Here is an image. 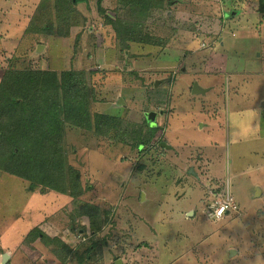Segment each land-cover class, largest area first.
<instances>
[{
  "label": "rangeland",
  "instance_id": "obj_1",
  "mask_svg": "<svg viewBox=\"0 0 264 264\" xmlns=\"http://www.w3.org/2000/svg\"><path fill=\"white\" fill-rule=\"evenodd\" d=\"M51 1L0 0V69L11 62L18 68L95 69L93 109L136 121L145 120L144 110H160L148 103L147 82L167 79L172 93L168 112L157 115L165 147L144 154L67 125L69 160L91 185L82 198L115 206V225L103 230L108 240L98 258L67 264H264V20L257 0H178L171 26L147 25L143 41L131 44V52L145 53L140 59L124 57L114 30L99 19L96 30L82 27L80 38L82 28L67 37H43L39 29ZM78 8L99 18L97 0H83ZM194 25L199 32L190 29ZM207 32L223 41L217 37L215 47ZM122 63L141 71L146 85L114 70ZM195 82L206 91L194 93ZM38 152L31 182L0 172V264L3 249L10 264H35L28 255L51 252L43 240L22 242L35 225L71 243L89 234L88 227L85 235L78 230L87 226L86 217L74 229L69 225V196L31 189L48 150ZM225 189L237 208L220 218L213 203Z\"/></svg>",
  "mask_w": 264,
  "mask_h": 264
},
{
  "label": "trees",
  "instance_id": "obj_2",
  "mask_svg": "<svg viewBox=\"0 0 264 264\" xmlns=\"http://www.w3.org/2000/svg\"><path fill=\"white\" fill-rule=\"evenodd\" d=\"M81 1L83 0H52L39 33L43 37L49 35L67 37L71 31L84 26L96 30L95 24L99 19L102 24L109 25L114 30L117 45L124 57L128 53L132 58L140 59L144 58L145 53L133 50L131 52V44L134 41H143L141 35H146L144 30L146 31L147 25L171 26L169 22L174 17L172 6L178 0H110L107 6L102 4V0H97L99 18L92 19L78 8ZM257 4L256 10L264 20V0H257ZM109 10L114 14L108 13ZM216 17L220 23L218 31L220 33L223 17L220 13H217ZM190 29L199 32L195 25L190 26ZM82 30L84 28L77 32L78 38L82 36ZM207 34L213 36L210 43L220 37V34L213 35L212 32ZM220 40L215 41V47L223 41ZM92 45L96 46L95 40ZM79 50H76L77 53ZM114 70L126 72L140 80V85H146V79H143L145 75L127 63H122V67H115ZM95 73V69L75 67L61 71L51 68H18L12 62L8 68L0 69V172L31 182L32 174L38 168L36 163L38 151L45 148L48 154L43 155L46 160L42 164L40 180L38 184L32 183L31 189L39 190L42 194L55 191L69 196L67 198L70 199L72 208L66 210V214L72 229L75 228L73 225H76L77 221L84 217L88 219L87 226L78 229L84 231L85 235L87 227L89 228V234L84 242L71 243L64 240L63 236L43 232L39 225L28 230L22 242L33 245L36 240H43L47 246H51V252L58 258L60 264L74 260L95 261L98 258V249L102 251L108 240L107 235L103 236V230L115 225L114 205L103 207L82 198L90 190L91 185L84 183L80 168L69 160L66 144L67 125L105 137L109 146L122 143L141 154L150 152L157 146L165 147L161 144L162 135L159 136L161 127L164 131V124L161 127L157 125V115L168 112L167 106L172 99L169 90L171 82L169 83L167 79L160 81L158 85L154 83L155 79L147 82L152 85L146 86L148 103L154 109L160 110L159 112L152 108L144 110L145 120L136 121L125 115L93 109L92 104L98 100L99 95L93 78ZM165 85L167 87H164ZM113 87L119 88L120 85L116 83ZM153 112L154 119L150 116ZM5 251L6 249H3L1 253ZM10 263L11 260H8L5 264Z\"/></svg>",
  "mask_w": 264,
  "mask_h": 264
},
{
  "label": "crops",
  "instance_id": "obj_3",
  "mask_svg": "<svg viewBox=\"0 0 264 264\" xmlns=\"http://www.w3.org/2000/svg\"><path fill=\"white\" fill-rule=\"evenodd\" d=\"M185 69V68H184ZM159 81V83H160V81H162L161 79L160 80H158ZM168 147H170V146H168ZM223 191H225V195H232L231 193H230V190L228 189V190H223ZM232 197H233V195H232ZM217 203V200H215L214 201V203H213V205L214 204H216ZM236 210V209H235ZM221 218V217H220ZM42 221V220H41ZM36 242V241H35ZM39 242H41V240H39ZM45 249H47V248H45ZM50 249V248H49ZM48 249V251L50 252V250ZM45 250L44 249H37V253L39 254V255H37V256H29L28 255V257H29V260L30 261H32L33 263H35V264H41V257L42 256H44L45 255V259H47V261H45L44 260V262H43V264H47V263H49V264H60V261L58 260V258H56L55 257V255L52 253V252H50V253H46V251L44 252ZM230 251H231V249H230ZM235 252H233L232 254H234ZM51 256H50V255Z\"/></svg>",
  "mask_w": 264,
  "mask_h": 264
},
{
  "label": "built area",
  "instance_id": "obj_4",
  "mask_svg": "<svg viewBox=\"0 0 264 264\" xmlns=\"http://www.w3.org/2000/svg\"><path fill=\"white\" fill-rule=\"evenodd\" d=\"M223 196L224 198L218 199L215 205V213L217 216L222 215L225 211L231 209V207L234 209L237 208L232 196L228 194Z\"/></svg>",
  "mask_w": 264,
  "mask_h": 264
},
{
  "label": "water",
  "instance_id": "obj_5",
  "mask_svg": "<svg viewBox=\"0 0 264 264\" xmlns=\"http://www.w3.org/2000/svg\"><path fill=\"white\" fill-rule=\"evenodd\" d=\"M42 47H43V45L40 44L39 47H38V49H41ZM158 83H159V81L157 80L156 81V85H158ZM193 88H194V90H193L194 93H199V92H203L204 93L206 91V89H204V88H202V87L199 86L198 82H195ZM121 101H122V103H124L123 102V99H121ZM152 114L155 115V113H151L150 115H152ZM161 144L162 145H165L166 143L162 142ZM166 146L168 147V145H166ZM232 252H235V250L234 249H231V253ZM9 259H10V253L4 252L2 254V264H5ZM117 263L118 264H122L120 260Z\"/></svg>",
  "mask_w": 264,
  "mask_h": 264
},
{
  "label": "clouds",
  "instance_id": "obj_6",
  "mask_svg": "<svg viewBox=\"0 0 264 264\" xmlns=\"http://www.w3.org/2000/svg\"><path fill=\"white\" fill-rule=\"evenodd\" d=\"M215 205H216V204H215ZM229 210H231V209H228V210L225 211L224 213L228 212ZM214 211H215V208H214ZM224 213H223L222 215H220V216H217L216 213H215V216H216V217H222V216L224 215ZM5 252H6V251H5ZM2 254H3V253H2Z\"/></svg>",
  "mask_w": 264,
  "mask_h": 264
}]
</instances>
